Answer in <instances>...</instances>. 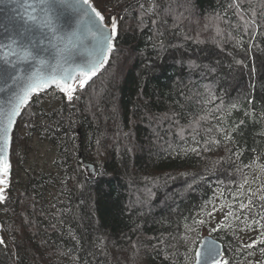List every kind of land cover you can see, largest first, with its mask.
<instances>
[{
  "label": "trees",
  "instance_id": "16d2710c",
  "mask_svg": "<svg viewBox=\"0 0 264 264\" xmlns=\"http://www.w3.org/2000/svg\"><path fill=\"white\" fill-rule=\"evenodd\" d=\"M93 2L118 19L116 49L71 102L54 88L24 110L0 264H194L205 235L230 264H264V245L244 247L264 238V0ZM34 137L55 162L22 179Z\"/></svg>",
  "mask_w": 264,
  "mask_h": 264
},
{
  "label": "snow or ice",
  "instance_id": "6c2138e0",
  "mask_svg": "<svg viewBox=\"0 0 264 264\" xmlns=\"http://www.w3.org/2000/svg\"><path fill=\"white\" fill-rule=\"evenodd\" d=\"M21 6L26 14L25 27L19 30L16 37H5L0 41V93L9 97L7 104L0 106V203L6 199L5 190L12 170L9 152L13 126L22 109L29 105L34 95L51 88L58 90L71 102L76 92L83 90L108 63L115 48L114 40L118 36L117 17H106L93 4V0H24ZM62 18L65 20L63 24ZM73 24V30L67 31L66 28H72ZM34 30L38 31L39 35L33 36ZM45 52L48 57L43 55ZM84 54L89 58L75 66H69L75 55ZM224 139L232 140V137L225 135ZM206 143L216 144L219 141L211 140ZM190 150L199 155L198 148ZM234 155L239 160L243 150L234 152ZM254 164L255 160L252 164L245 163L244 167L251 168ZM259 166L264 171V164ZM237 170L241 171L239 167ZM247 183L245 177L243 182L237 185L238 189L243 190ZM260 191L264 193V185ZM243 195L244 192L240 191L232 199L238 202L241 212H250L254 206L253 200L249 198L247 203H243L239 200ZM251 196L257 197V193L252 192ZM257 198L262 202V212L258 215L264 220V194ZM228 208L226 220L229 217L241 219L240 214L234 211L233 204H229ZM207 214L212 215L213 212ZM200 223L203 224L204 221ZM243 223L244 230H247L250 225L247 220ZM226 227L235 233L231 223L221 225L220 230H225ZM261 236L264 237V232ZM3 244L5 241L0 239V245ZM258 245H264V238L254 240L244 247L255 249ZM195 264H230V260L215 240H208L202 242L201 248L196 250Z\"/></svg>",
  "mask_w": 264,
  "mask_h": 264
},
{
  "label": "water",
  "instance_id": "95a60500",
  "mask_svg": "<svg viewBox=\"0 0 264 264\" xmlns=\"http://www.w3.org/2000/svg\"><path fill=\"white\" fill-rule=\"evenodd\" d=\"M29 2H35V0H29ZM23 3H24V0H0V41L4 40L5 37H16L19 30L22 27H25L24 21L26 19V14H25V9L21 6ZM93 4H94V2H93ZM61 23L62 24L65 23L64 18H62ZM74 27H75V25L73 24L72 28H66V30L72 31ZM37 35H39L38 31L34 30L33 36H37ZM118 35H119V22H118ZM117 38H118V36H117ZM117 38L114 40V45H115L114 51L116 49ZM86 43H88V42L86 41ZM113 52L109 56L108 63L104 66V68L91 81H89L88 85L90 83H92L98 77V75L102 71H104V69H106V67L108 66V64L112 58ZM43 55L45 57H48V53H46V52L43 53ZM88 58L89 57L87 56V54L75 55L73 61L70 62L69 66H75V64L82 63L84 60H86ZM88 85H86L85 87H87ZM51 89H53V88H51ZM51 89H48L46 91H49ZM46 91H43L40 94H42ZM35 96H37V95H34L32 97L30 103L32 102V100ZM8 99H9V97L6 94L0 93V106H5L7 104ZM30 103H29V105H30ZM27 107L22 109L21 115L16 118V124L13 126L12 144H11L10 152H9L11 164H12V148H13L14 133H15L17 124H18L22 114ZM85 166L90 170L91 176H94L95 175L94 166L91 164H87V163L85 164ZM12 175H13V165H12V170H11L8 186L10 185V183L12 181ZM5 197H6V190H5ZM0 239H3L1 222H0ZM208 240H215L216 243L220 246L221 251L225 252L224 245L212 235H205L203 237L198 249L201 248L202 242H206ZM194 264H195V262H194Z\"/></svg>",
  "mask_w": 264,
  "mask_h": 264
},
{
  "label": "rangeland",
  "instance_id": "374dc122",
  "mask_svg": "<svg viewBox=\"0 0 264 264\" xmlns=\"http://www.w3.org/2000/svg\"><path fill=\"white\" fill-rule=\"evenodd\" d=\"M47 97L49 98V100H51L52 97H56L55 92L49 93ZM55 158L56 154L53 151L52 147L49 144L40 141L38 137H34L29 144V161L26 165V170L24 169L21 171V178L24 179L25 177H27V173H39L52 170ZM86 170L89 174H91L90 170L87 167ZM9 187L10 185L6 188V197L8 195Z\"/></svg>",
  "mask_w": 264,
  "mask_h": 264
}]
</instances>
